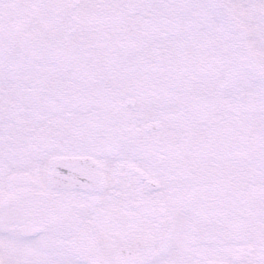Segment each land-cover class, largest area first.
<instances>
[{"label": "snow or ice", "instance_id": "snow-or-ice-1", "mask_svg": "<svg viewBox=\"0 0 264 264\" xmlns=\"http://www.w3.org/2000/svg\"><path fill=\"white\" fill-rule=\"evenodd\" d=\"M0 264H264V0H0Z\"/></svg>", "mask_w": 264, "mask_h": 264}]
</instances>
